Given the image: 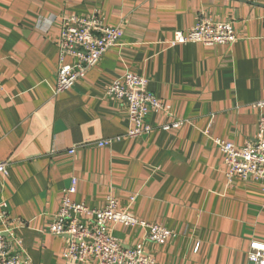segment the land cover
Returning <instances> with one entry per match:
<instances>
[{
  "label": "crops",
  "instance_id": "1",
  "mask_svg": "<svg viewBox=\"0 0 264 264\" xmlns=\"http://www.w3.org/2000/svg\"><path fill=\"white\" fill-rule=\"evenodd\" d=\"M91 14L122 40L56 93L61 18ZM201 17L231 21L238 40L171 44ZM126 72L162 103L147 118L155 129L137 138L126 135L127 103L109 94ZM0 81V161L10 162L0 204L23 220L32 264H97L64 258L68 237L49 231L73 179L72 200L99 208L112 195L176 233L157 244L146 228L113 226L156 264H249L251 243H264V180L229 181L217 143L245 145L264 117V0H0Z\"/></svg>",
  "mask_w": 264,
  "mask_h": 264
},
{
  "label": "built area",
  "instance_id": "2",
  "mask_svg": "<svg viewBox=\"0 0 264 264\" xmlns=\"http://www.w3.org/2000/svg\"><path fill=\"white\" fill-rule=\"evenodd\" d=\"M124 31L118 26L105 24L96 14L79 16L64 15L58 41L60 64L56 93L73 88L86 77L107 53L122 40ZM238 40L231 21H215L201 17L191 28L175 32L172 45L201 43L206 46L233 44ZM72 58L69 62L67 58ZM2 83L0 81V87ZM109 94L128 105L129 129L127 137L137 138L149 134L155 128L148 121L151 111L161 108L157 95L149 89V80L139 74L126 72L116 78ZM259 105H264V101ZM181 122L164 126H179ZM115 139V138H114ZM114 139L99 142L100 146L111 144ZM120 139V137H116ZM228 166L226 177L264 180V117L260 118L254 140L239 146L234 142L217 140ZM74 152V150H70ZM9 161H0V180L8 174ZM77 180L65 190L60 210L49 226L51 234L68 237L63 257L75 261L95 260L97 264H156L143 243L124 245L113 233L117 224L141 226L148 230L147 240L163 244L176 233L170 228L136 218L127 210L119 208L118 199L110 195L103 207L92 208L72 200ZM24 224L21 218L12 219L8 210L0 204V264H32L23 251V239L17 229ZM249 264H264V243L252 242Z\"/></svg>",
  "mask_w": 264,
  "mask_h": 264
}]
</instances>
